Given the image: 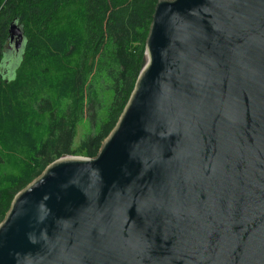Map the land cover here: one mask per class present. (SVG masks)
Here are the masks:
<instances>
[{"label": "water", "instance_id": "1", "mask_svg": "<svg viewBox=\"0 0 264 264\" xmlns=\"http://www.w3.org/2000/svg\"><path fill=\"white\" fill-rule=\"evenodd\" d=\"M145 60L97 156L15 195L0 264H264V0H160Z\"/></svg>", "mask_w": 264, "mask_h": 264}, {"label": "trees", "instance_id": "2", "mask_svg": "<svg viewBox=\"0 0 264 264\" xmlns=\"http://www.w3.org/2000/svg\"><path fill=\"white\" fill-rule=\"evenodd\" d=\"M159 1L0 0V223L50 164L97 156L146 63ZM13 21L25 45L10 77L3 60Z\"/></svg>", "mask_w": 264, "mask_h": 264}, {"label": "rangeland", "instance_id": "3", "mask_svg": "<svg viewBox=\"0 0 264 264\" xmlns=\"http://www.w3.org/2000/svg\"><path fill=\"white\" fill-rule=\"evenodd\" d=\"M86 132H87V125H86L85 121L84 122L82 121L78 125V128H77V137L75 139V148L78 146V144L80 143L81 139L84 137ZM81 156H83V155H81Z\"/></svg>", "mask_w": 264, "mask_h": 264}]
</instances>
